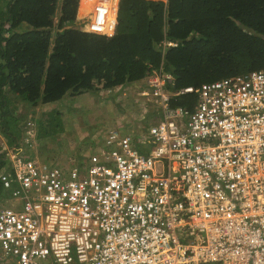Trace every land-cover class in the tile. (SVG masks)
<instances>
[{
    "label": "built area",
    "instance_id": "obj_1",
    "mask_svg": "<svg viewBox=\"0 0 264 264\" xmlns=\"http://www.w3.org/2000/svg\"><path fill=\"white\" fill-rule=\"evenodd\" d=\"M117 6L96 0L85 31L112 36ZM176 46L164 34L138 93L157 120L109 127L86 159L31 154L22 121L3 146L0 264H264V67L174 89Z\"/></svg>",
    "mask_w": 264,
    "mask_h": 264
},
{
    "label": "trees",
    "instance_id": "obj_2",
    "mask_svg": "<svg viewBox=\"0 0 264 264\" xmlns=\"http://www.w3.org/2000/svg\"><path fill=\"white\" fill-rule=\"evenodd\" d=\"M95 1L0 0V168L3 143L21 147L15 99L48 104L141 84L162 61L164 34L177 42L163 56L174 89L264 67V0H118L112 36L75 27L78 6L83 16Z\"/></svg>",
    "mask_w": 264,
    "mask_h": 264
},
{
    "label": "rangeland",
    "instance_id": "obj_3",
    "mask_svg": "<svg viewBox=\"0 0 264 264\" xmlns=\"http://www.w3.org/2000/svg\"><path fill=\"white\" fill-rule=\"evenodd\" d=\"M88 22L89 16L80 18L79 20H76L75 27L85 30L88 26ZM143 88L144 84L143 87H140L139 89ZM137 90L133 88L128 89L130 93L126 94V96L123 97V100L118 103L117 100H115V94H109L108 96L110 97H102L101 95L94 93L99 99L97 98L96 102L93 103L91 107L88 106V103L94 101L96 97L90 91L82 92L79 96L77 95L75 101L77 105H75V107L71 106L74 104V101H69L66 99L67 97L61 101L59 100V102L56 101L53 104L36 103L29 105L27 103L24 104L21 100L15 99L10 104V110L16 117L21 118V122H24L27 119H31L34 122L35 129L30 140L32 143L26 148L31 154L53 164L58 162V156L62 153L64 154V160L62 162H65V166H67V163H69L71 159H75L76 162L81 160L77 154L79 153V150H72V145L81 147V144H77V142L74 144L71 142L74 141V136L82 137L81 135L84 131L81 126H85V129H88L87 134L91 136L90 132L94 127L97 129H99V127H106V125L109 124V122H106L107 120L116 117L122 118L123 115H126L127 117L129 116L130 118L134 117L135 119H143L144 123L139 122L136 124V130L141 123H152L154 116H152V114L157 112L156 106L155 104L150 105V102H146L145 98L141 96H138L140 100H136L135 97L138 95H136ZM68 102L69 105H67ZM120 110H122L123 115L119 113ZM99 112H101V114H99ZM122 119L125 121L127 120L126 117H123ZM101 128L99 129V132ZM121 128L122 127H120V129ZM122 130L124 134H129L130 126L127 125L123 127ZM88 139L87 143L89 147L92 145L93 140L96 139V136L92 139L89 137ZM88 147L86 146L85 148V155H88V151H86ZM137 147L141 148L142 145L139 144ZM0 201L5 206H10L11 204L10 199H0Z\"/></svg>",
    "mask_w": 264,
    "mask_h": 264
},
{
    "label": "crops",
    "instance_id": "obj_4",
    "mask_svg": "<svg viewBox=\"0 0 264 264\" xmlns=\"http://www.w3.org/2000/svg\"><path fill=\"white\" fill-rule=\"evenodd\" d=\"M80 4H81V1L79 2ZM77 20H79L80 18H82L83 16H80L79 15V6H78V10H77ZM137 86H138V88H137ZM140 87H143V83H141V84H130V85H126V86H123L122 88H120V89H118V88H114L113 89V92H114V94H115V100H117V103L119 102V101H122L123 100V97L124 96H126V94H129L130 93V91H128V89H130V88H133V89H135V90H137L136 91V95L139 93V91L140 90H142V89H139ZM102 91V90H101ZM100 90H95V91H93L92 93H93V95H94V93H96V94H98V95H101L102 97H110V96H108L109 95V93H107L106 91H102L101 92ZM91 92V91H90ZM125 92V93H124ZM81 94V93H80ZM78 96H79V94H77ZM77 95H72V96H70V95H66V96H64V97H62L61 99H60V101L61 100H63L64 98H66V99H68L69 101H74V104H72L71 106H74L75 107V105H77V103L75 102L76 101V99H77ZM95 97H96V99H94V101H92L91 103H88V106L89 107H91L92 106V104L93 103H95L96 102V100H97V98L99 99V97L98 96H96V95H94ZM100 96V97H101ZM113 96V95H112ZM138 96L139 95H137L136 97H135V99L136 100H140V98H138ZM73 97V98H72ZM140 97V96H139ZM58 102H59V100H58ZM153 102V101H152ZM150 103V105L151 104H153V103ZM53 104V103H52ZM67 105H69V102H68V104ZM149 105V106H150ZM116 112V111H115ZM59 113V112H58ZM119 113H121V115H123V112H122V110H120L119 111ZM156 113L157 112H154L153 114H152V116H153V118L155 119V120H157V117H156ZM99 114H101V112H99ZM123 117H126V121L124 120V119H122ZM123 117L121 118V117H119V118H113V119H111V120H107L106 122H109V124L108 125H106V127H103V128H101V127H99V129L101 128V130H100V132H99V129H97L96 127H94L92 130H91V132H90V135L91 136H89V134H87V130L88 129H85V126H81L82 127V129H83V131H84V133H82V137H79V136H74V141H71L72 143H74V144H76V142H77V144H81V147H78L77 145H72V150L74 149V150H79L78 152L79 153H77L78 154V157L81 159V160H83V159H86V157H87V155H85V148H86V146L88 147V143H87V141L89 140L88 138L89 137H91V139L94 137V136H96V139H94L93 140V142H92V145H94V143L97 145L101 140H102V134L104 133V131L108 128V127H111V126H113L114 124L115 125H121L120 127H125V126H130V131L132 130V129H135L136 130V124H138L139 122H143V119H135L134 117H127L126 115H123ZM145 117V116H144ZM143 117V118H144ZM144 123V122H143ZM122 128H121V130H122ZM123 131V130H122ZM92 133H94V134H92ZM81 134V133H80ZM76 137V138H75ZM72 138H73V136H72ZM5 145H7L6 144V142H4L3 143V146H5ZM92 145H90L89 147H88V149L86 150V151H88V153H90L91 151H93V147L94 146H92ZM81 153V154H80ZM62 154V153H61ZM59 155L58 156V162H56V163H58V164H60V165H63V166H65V162H62L63 160H64V154H62V155ZM68 164V163H67ZM66 167V166H65ZM1 202V201H0ZM12 203H14V200H11V204L10 205H12Z\"/></svg>",
    "mask_w": 264,
    "mask_h": 264
},
{
    "label": "clouds",
    "instance_id": "obj_5",
    "mask_svg": "<svg viewBox=\"0 0 264 264\" xmlns=\"http://www.w3.org/2000/svg\"><path fill=\"white\" fill-rule=\"evenodd\" d=\"M79 2H80V0H79Z\"/></svg>",
    "mask_w": 264,
    "mask_h": 264
},
{
    "label": "bare ground",
    "instance_id": "obj_6",
    "mask_svg": "<svg viewBox=\"0 0 264 264\" xmlns=\"http://www.w3.org/2000/svg\"><path fill=\"white\" fill-rule=\"evenodd\" d=\"M95 1V0H94Z\"/></svg>",
    "mask_w": 264,
    "mask_h": 264
}]
</instances>
